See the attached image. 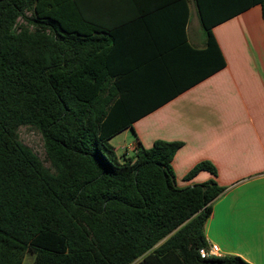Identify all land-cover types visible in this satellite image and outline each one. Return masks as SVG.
Instances as JSON below:
<instances>
[{
	"label": "trees",
	"instance_id": "obj_1",
	"mask_svg": "<svg viewBox=\"0 0 264 264\" xmlns=\"http://www.w3.org/2000/svg\"><path fill=\"white\" fill-rule=\"evenodd\" d=\"M116 1L0 0V264H23L27 253L33 264H250L200 256L225 187L178 186L182 142L139 143L132 156L112 145L134 120L110 21L91 11ZM196 1L212 46V27L248 7L260 4L264 20V0ZM232 3L237 13L218 14ZM24 125L42 134L51 168L19 140ZM201 171L217 176L202 161L184 180Z\"/></svg>",
	"mask_w": 264,
	"mask_h": 264
},
{
	"label": "crops",
	"instance_id": "obj_2",
	"mask_svg": "<svg viewBox=\"0 0 264 264\" xmlns=\"http://www.w3.org/2000/svg\"><path fill=\"white\" fill-rule=\"evenodd\" d=\"M218 6L225 15L237 13L239 3ZM91 13L110 21L111 55L126 79L125 108L134 120L111 139L117 154L132 156L139 143L182 142L172 161L178 186L215 179L225 187L205 223L207 243L217 244L221 256L264 264L261 5L214 25L216 46L208 44L196 0H119ZM202 161L211 162L217 176L201 171L185 181Z\"/></svg>",
	"mask_w": 264,
	"mask_h": 264
},
{
	"label": "rangeland",
	"instance_id": "obj_3",
	"mask_svg": "<svg viewBox=\"0 0 264 264\" xmlns=\"http://www.w3.org/2000/svg\"><path fill=\"white\" fill-rule=\"evenodd\" d=\"M19 22H21V20ZM18 136H19V140L24 145L31 148L46 167L51 168L50 162L47 158V154L44 146V140L42 134L38 129L29 125L21 126L18 130ZM140 260L141 259H138L132 264H137L140 262ZM33 263H34V256L32 254L27 253L24 257L23 264H33Z\"/></svg>",
	"mask_w": 264,
	"mask_h": 264
},
{
	"label": "built area",
	"instance_id": "obj_4",
	"mask_svg": "<svg viewBox=\"0 0 264 264\" xmlns=\"http://www.w3.org/2000/svg\"><path fill=\"white\" fill-rule=\"evenodd\" d=\"M199 254L202 258L220 257L221 251L217 244H208L207 247H203L199 250Z\"/></svg>",
	"mask_w": 264,
	"mask_h": 264
}]
</instances>
